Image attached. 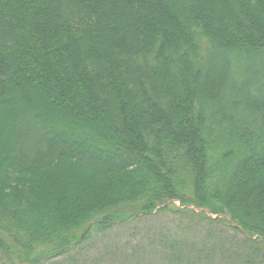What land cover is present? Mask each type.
I'll return each instance as SVG.
<instances>
[{
    "label": "trees",
    "instance_id": "obj_1",
    "mask_svg": "<svg viewBox=\"0 0 264 264\" xmlns=\"http://www.w3.org/2000/svg\"><path fill=\"white\" fill-rule=\"evenodd\" d=\"M167 209L264 247V0H0L6 264Z\"/></svg>",
    "mask_w": 264,
    "mask_h": 264
},
{
    "label": "rangeland",
    "instance_id": "obj_2",
    "mask_svg": "<svg viewBox=\"0 0 264 264\" xmlns=\"http://www.w3.org/2000/svg\"><path fill=\"white\" fill-rule=\"evenodd\" d=\"M186 215L171 209L154 210L114 222L101 231L90 227V232L71 250L37 264H167V255L174 248L181 254L173 260L177 264H184L186 259L191 264H264V247L260 243L246 240L227 223L200 221ZM2 243L0 264L16 262Z\"/></svg>",
    "mask_w": 264,
    "mask_h": 264
},
{
    "label": "water",
    "instance_id": "obj_3",
    "mask_svg": "<svg viewBox=\"0 0 264 264\" xmlns=\"http://www.w3.org/2000/svg\"><path fill=\"white\" fill-rule=\"evenodd\" d=\"M207 211V213H209V211L208 210H206Z\"/></svg>",
    "mask_w": 264,
    "mask_h": 264
}]
</instances>
